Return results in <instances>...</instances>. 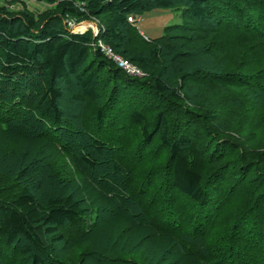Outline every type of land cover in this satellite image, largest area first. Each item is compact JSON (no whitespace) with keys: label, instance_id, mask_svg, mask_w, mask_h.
Returning a JSON list of instances; mask_svg holds the SVG:
<instances>
[{"label":"rangeland","instance_id":"rangeland-1","mask_svg":"<svg viewBox=\"0 0 264 264\" xmlns=\"http://www.w3.org/2000/svg\"><path fill=\"white\" fill-rule=\"evenodd\" d=\"M248 1L251 0H232V3L247 6ZM22 2L35 16L48 13L58 17L70 33L87 35L94 40L103 34L100 16L84 20L78 14L59 12L57 2ZM184 4L177 1L174 9L130 15L128 18L133 22L128 23L136 26V31L146 41L156 39L164 35L165 28L188 23ZM16 5L13 3L9 7L17 9ZM78 12L84 10L79 6ZM253 19L256 20V16ZM213 21L202 26L206 30L203 39L182 40L181 57L174 61L171 58L178 49L173 53L165 52L163 65L171 82L177 81L176 68L185 73L195 69L201 71L190 75L185 82L190 98L187 103H165L151 89L142 86L146 83L144 75L129 76L117 65L127 76L137 78L141 86L128 85V88L122 82L123 87L119 88L121 93L130 92L129 102L108 109L113 113L116 126L105 127L101 132L96 123L95 106L86 99L75 98V85L62 89L59 100L63 117L61 134L53 132L51 127L45 128L47 121L42 123L41 119L33 120L34 126H38L33 131L27 127L30 126L28 121L18 128L10 127L8 120L16 121L18 117H15L16 112L9 113V107L0 99V172L16 174V186L26 184L38 199L64 189L81 200L87 229L83 242L97 247L96 251L82 249L91 256L87 264H202L181 254L175 236L181 231H186L189 241L203 242L202 249H219L214 255H220L230 264L235 263L217 248L225 243L224 240L229 247V241L235 240L233 249L248 247L252 240L256 243L254 233L249 240L244 235L252 229L249 224L255 226L240 220V215L246 201H254L256 197L249 200L248 194L264 188V165L248 160L250 152L264 151V39L251 34L246 46H240L242 50L239 51L236 47L244 34V25L235 30L218 26ZM261 26L264 30V22ZM99 43L105 46L101 41L92 46H99ZM28 89L22 93L30 102L31 87ZM105 92L102 100L108 97ZM4 94L7 101L19 99L10 91ZM26 102L21 104L24 108L29 106ZM134 110L143 111L151 123L162 113L171 134L189 139L188 159L203 173L207 189L213 193L212 202L201 219L193 215L192 200L172 186L168 152L161 147L158 133H153L152 141L146 143L139 127L130 122L129 115ZM93 139L104 141L102 152L89 149ZM85 155L92 158L94 166L83 163ZM111 201H131L135 204L134 214L122 206L120 209L118 204L112 205ZM146 208L153 213L150 215L155 220L154 226L161 225L160 230L154 231L143 223ZM235 228L238 230L235 234L241 231L243 234L228 240ZM45 243V256H49L45 264L72 262L66 256L69 245L51 244L48 240ZM41 255L44 258V254ZM32 263L30 258L21 259L18 249L8 248L0 241V264Z\"/></svg>","mask_w":264,"mask_h":264},{"label":"trees","instance_id":"trees-1","mask_svg":"<svg viewBox=\"0 0 264 264\" xmlns=\"http://www.w3.org/2000/svg\"><path fill=\"white\" fill-rule=\"evenodd\" d=\"M38 1L57 2L59 12L78 14L84 20H87L89 16H100L103 34L94 40L87 35L70 33L59 22L58 17H52L48 13L35 16L22 1L15 0L5 4L0 0V88L10 91L15 98H19L16 99L17 101L13 99L7 101L5 91L0 90L1 102L9 107V113L16 112L15 117H18L14 121V119L8 120V116L5 115V120L6 122L8 120L7 124L10 127L17 128L20 124L26 125L28 121L30 126L27 127L32 131L38 128L33 122L41 119L42 123L44 120L47 121L45 128L48 126L47 129L51 127L53 132L62 133L63 117L59 100L62 97V89L72 85H75L77 90L75 98L86 99L95 106L99 132L105 127L116 126L113 121L115 118L113 113L109 112V108L129 102L127 100L130 92L121 93L122 89L119 88L123 87L122 82L124 86L125 84L127 86L141 85L137 78L129 77L119 70L99 46H92L94 42H103L113 54L136 66L146 80L142 86L151 89L154 95L165 103L176 105L190 101L185 91V82L190 75L201 73V71L195 69L191 73H185L180 68H176L178 84L171 82L167 77V68L163 65L165 52L173 53L178 49L171 54V58L174 61L181 57L182 40L203 39V36H206V30L202 26L212 24V20L218 26L235 30L244 25L243 31L238 30L244 33L241 41L237 43L236 48L239 51L242 50L240 46H246L251 34L264 39V30L261 26L264 22V0L248 1L247 6L234 4L232 0ZM177 1L185 2L183 10L188 16V23L167 27L164 35L156 39L146 41L136 31V26L128 23L130 15L140 16L156 9H174L177 8ZM16 2H19V5H16ZM13 3L17 9L9 7ZM79 6L84 10L83 13L78 12ZM232 7L237 12L233 11ZM217 16L218 19H216ZM253 16L257 19H253ZM108 85H110L109 90ZM29 87L31 91L28 95L32 98L30 102L24 98L26 94L22 93L24 90L28 91ZM104 91L108 96L103 99L105 101L102 100ZM208 91L211 93L210 89ZM24 101L29 103L26 108L21 105L25 103ZM129 120L139 127L146 143L152 141L153 133H158L161 147L168 152L172 186L192 200L193 215L201 219L204 210L212 202L213 193L207 189L203 173L196 170L188 159L186 148L190 143L189 139L184 135L171 134L168 122L162 113H159L156 121L151 123L143 111L134 110L130 113ZM104 144V141L93 139L89 149L92 148L99 153L102 152ZM82 158L83 163L94 166L95 163L91 157L85 155ZM248 160L249 163L264 165V151L250 152ZM16 176L13 172H0L1 243L3 241L6 247L18 249L20 258H30L33 260L32 264H45L46 259H49V256H45V241L48 240L51 244L61 243L70 246L66 256L72 262L54 261L55 264H76L75 262L87 264L91 256L82 249L86 247L90 251H96L97 247L83 242V238L87 236V229L84 227V207L81 200L64 189L53 191L49 196L38 199L26 184L18 183L20 186H16ZM248 196H250L249 200L252 196L256 197L254 201H246L240 220L253 223L255 227L249 224L248 226L252 229L247 234L244 232V235L249 240L248 237H252L251 234L254 233L257 237L256 243L252 240L248 247L233 249L235 240H230L231 237L243 234L242 231L240 234L238 232L235 234L238 231L235 228L232 236L231 233L229 234L230 247L224 240L225 243L217 248L226 253L232 263L264 264V246H262L264 245V201H261L264 197V188L262 190L259 188L258 192H251ZM111 202H113L112 205L118 204L120 209L122 206L131 213L135 210V204L131 201ZM143 211L145 214L143 223L154 231L160 230L162 228L160 224L156 223L157 225L154 226L155 220L153 215H150L153 214L152 211L147 208ZM186 235V231L175 234L183 257L195 263L199 261L202 264H230L223 261L220 255H214L219 249L212 247L210 250L208 247L202 249L200 246H203V242L189 241ZM41 254H44V258ZM192 256L195 259L191 258ZM237 260L238 263H236Z\"/></svg>","mask_w":264,"mask_h":264},{"label":"built area","instance_id":"built-area-1","mask_svg":"<svg viewBox=\"0 0 264 264\" xmlns=\"http://www.w3.org/2000/svg\"><path fill=\"white\" fill-rule=\"evenodd\" d=\"M13 1L15 0H2V2L5 4H9ZM16 1H23V0H16ZM128 21L133 22V19L129 17ZM99 47L101 48V51L104 52L115 63V65H117L129 76H137V77L143 76L142 72L139 69H136L131 63L121 59L118 55L113 54L110 49L106 48L101 43H99Z\"/></svg>","mask_w":264,"mask_h":264}]
</instances>
